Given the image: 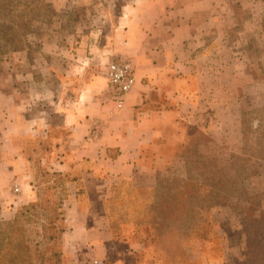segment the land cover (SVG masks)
<instances>
[{
  "label": "rangeland",
  "instance_id": "1",
  "mask_svg": "<svg viewBox=\"0 0 264 264\" xmlns=\"http://www.w3.org/2000/svg\"><path fill=\"white\" fill-rule=\"evenodd\" d=\"M126 1L0 0V230L18 208L36 205L18 222L35 263L47 247L41 190L59 182L67 191L61 194H72L67 175L45 182V171L59 168L44 156L68 139L54 111L86 77L105 78L111 56L103 47ZM221 1L204 58L180 86L189 95L182 101L202 111L197 122L207 129L181 120L183 128L169 131L186 138L158 139L148 162L176 157L156 183L142 173L100 192L99 181H82L83 198L99 201L90 211L100 216L104 264H236L244 244L251 251L264 244V0ZM180 181L201 187V197L174 200ZM65 260L91 262L74 253Z\"/></svg>",
  "mask_w": 264,
  "mask_h": 264
},
{
  "label": "crops",
  "instance_id": "2",
  "mask_svg": "<svg viewBox=\"0 0 264 264\" xmlns=\"http://www.w3.org/2000/svg\"><path fill=\"white\" fill-rule=\"evenodd\" d=\"M217 8H223L221 0H127L123 4L112 27V42L103 48L111 59L121 56L129 61L135 84L120 108L108 96L106 76L86 77L74 98L62 97L55 112L69 131L57 162L63 176L99 181L100 192L106 184L130 181L138 174L155 176L164 167L148 162L150 148L158 139L184 136L170 128L179 130L181 120L192 118L196 127L207 129V124L197 122L202 111L182 101L189 95L180 86L192 77V64L204 58L201 50ZM69 185L72 194L65 205L70 221L62 235L63 250L102 261L106 239L97 225L100 216L90 211L99 201L78 202L75 183L68 180ZM247 250L245 244L239 248L236 264H246ZM253 253L254 264H264L260 252Z\"/></svg>",
  "mask_w": 264,
  "mask_h": 264
},
{
  "label": "trees",
  "instance_id": "3",
  "mask_svg": "<svg viewBox=\"0 0 264 264\" xmlns=\"http://www.w3.org/2000/svg\"><path fill=\"white\" fill-rule=\"evenodd\" d=\"M55 112V111H54ZM56 113V112H55ZM65 130L66 136H68L69 131L61 127ZM65 136V137H66ZM186 138V136H183L182 139ZM66 141V140H65ZM65 141H60L58 146L54 144V152L52 155L50 153L46 154L44 156V162L49 163V160H51L53 163H56L59 161V158L61 156L60 147L62 143ZM176 157V156H174ZM171 157V158H174ZM169 158V159H171ZM165 159V158H164ZM162 158L163 162L161 165L164 167L162 171H158L155 175L154 182H158V177L163 175L164 170L171 168V163L169 164V159L164 160ZM164 160V161H163ZM160 165V166H161ZM89 168V166H87ZM44 169V168H43ZM47 169V168H46ZM45 170V169H44ZM48 170V169H47ZM47 170L45 171V182L48 177L51 175H57L58 177H64L59 170L57 171V174L47 173ZM70 178V177H69ZM69 181H73L75 183V197L78 202L84 203L86 200L83 198L84 189L82 186V181L79 178V175L72 176ZM58 183H55V186L53 188V185H50L46 183V185L43 187L42 195L43 196V203L37 205L39 208H42L44 212L47 213V221L46 223L42 224V238L43 243L47 247L39 251L37 256L39 258L38 262H33V252L30 248L29 244L26 243L25 239L21 235V229L18 228V222L21 215L25 213V211L34 208L36 205L33 203H28L25 206H22L16 210V213L14 214V218L7 223H1L3 225V230H0V264H66V253L63 250V242H62V235L66 231V222H67V211L66 208V202L68 199L66 198V194H61V192H67L65 187L58 188ZM183 181H180L174 200L177 201V198L179 196L185 195V199L188 201H191L193 199L201 197L198 193L200 192L201 187L196 186V184H192L190 189H188V184L183 185ZM67 184V183H66ZM206 186H204L205 188ZM57 191V192H56ZM60 193V197H54L53 193ZM212 197V193L207 194ZM38 194L36 193V198ZM40 196V198H41ZM202 197H206V194L202 195ZM53 198V199H52ZM39 199V198H38ZM37 199V201H38ZM40 200V199H39ZM39 202V201H38ZM41 203V201H40ZM69 216V215H68ZM57 221L58 225H55L56 228L53 225V221ZM46 224V225H45ZM246 241H248L246 239ZM260 257L264 259V244H262L259 247ZM256 255L251 250H247L246 253V264H254V257Z\"/></svg>",
  "mask_w": 264,
  "mask_h": 264
},
{
  "label": "built area",
  "instance_id": "4",
  "mask_svg": "<svg viewBox=\"0 0 264 264\" xmlns=\"http://www.w3.org/2000/svg\"><path fill=\"white\" fill-rule=\"evenodd\" d=\"M107 92L109 98L120 108L124 102V96L133 88L135 77L128 60L121 56L114 57L106 65ZM19 189L14 185L13 191ZM90 264H104L101 260L93 259Z\"/></svg>",
  "mask_w": 264,
  "mask_h": 264
}]
</instances>
